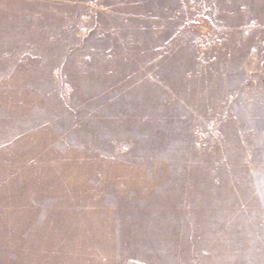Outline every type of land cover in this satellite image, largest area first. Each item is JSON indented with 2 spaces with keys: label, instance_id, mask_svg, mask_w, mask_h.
<instances>
[{
  "label": "rangeland",
  "instance_id": "374dc122",
  "mask_svg": "<svg viewBox=\"0 0 264 264\" xmlns=\"http://www.w3.org/2000/svg\"><path fill=\"white\" fill-rule=\"evenodd\" d=\"M0 264H264V0H0Z\"/></svg>",
  "mask_w": 264,
  "mask_h": 264
}]
</instances>
